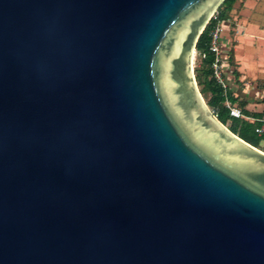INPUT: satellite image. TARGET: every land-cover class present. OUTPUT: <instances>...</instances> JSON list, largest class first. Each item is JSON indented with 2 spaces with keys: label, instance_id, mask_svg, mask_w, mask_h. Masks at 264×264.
<instances>
[{
  "label": "water",
  "instance_id": "water-1",
  "mask_svg": "<svg viewBox=\"0 0 264 264\" xmlns=\"http://www.w3.org/2000/svg\"><path fill=\"white\" fill-rule=\"evenodd\" d=\"M225 0H0V264H264V151L192 67Z\"/></svg>",
  "mask_w": 264,
  "mask_h": 264
},
{
  "label": "crops",
  "instance_id": "crops-1",
  "mask_svg": "<svg viewBox=\"0 0 264 264\" xmlns=\"http://www.w3.org/2000/svg\"><path fill=\"white\" fill-rule=\"evenodd\" d=\"M234 9V23L223 34L222 50L229 57L222 71L224 105L239 110L241 117L235 118L253 127L264 115V23L259 20L264 0H239Z\"/></svg>",
  "mask_w": 264,
  "mask_h": 264
},
{
  "label": "trees",
  "instance_id": "trees-1",
  "mask_svg": "<svg viewBox=\"0 0 264 264\" xmlns=\"http://www.w3.org/2000/svg\"><path fill=\"white\" fill-rule=\"evenodd\" d=\"M238 0H225L223 4L219 7L217 11L218 19H223L231 17L229 12L231 11L233 5ZM215 20L211 19L206 25L203 32L197 41L196 51L198 54H205L203 58L198 55V60L200 66L196 68L195 78L197 80V85L201 86V94H207V105L209 108L216 113L218 120L224 124L232 133L239 136L244 141L261 149L258 144L260 142V137L256 135L254 127L246 122H240L239 119L230 115L229 109L224 105V96L222 87L217 84V82L211 77V62L213 61V54L209 51L207 44L209 41V33ZM262 150V149H261ZM263 151V150H262Z\"/></svg>",
  "mask_w": 264,
  "mask_h": 264
},
{
  "label": "built area",
  "instance_id": "built-area-1",
  "mask_svg": "<svg viewBox=\"0 0 264 264\" xmlns=\"http://www.w3.org/2000/svg\"><path fill=\"white\" fill-rule=\"evenodd\" d=\"M211 19L215 20V24L211 28L209 33V41L207 47L209 51L213 54V61L211 62V77L219 84L223 90L226 88V81L223 76V69L228 60V54L224 53L222 50L223 45V34L226 28H228L231 24L234 23L233 17H227L223 19H218L217 12L213 14ZM210 19V20H211ZM196 51V50H195ZM203 58L205 54H198ZM230 115L233 117H241V112L237 109H233L229 107ZM214 113V111H213ZM216 115V113H214ZM257 125L254 127V131L256 135L263 136L264 135V115L261 116L260 119L257 120Z\"/></svg>",
  "mask_w": 264,
  "mask_h": 264
},
{
  "label": "rangeland",
  "instance_id": "rangeland-1",
  "mask_svg": "<svg viewBox=\"0 0 264 264\" xmlns=\"http://www.w3.org/2000/svg\"><path fill=\"white\" fill-rule=\"evenodd\" d=\"M239 1V0H238ZM238 1L236 2V3H238ZM236 3L233 5V9H232V11H230L229 12V15H231V17H233L232 16V14H234L235 13V9L234 8H236ZM235 6V7H234ZM261 13V15H262V18H261V16H259V20L260 19H262V23H264V13L263 12H260ZM235 15H237V14H235ZM235 17V16H234ZM200 66V64H199V60H198V55H197V51H195L194 52V57H193V62H192V67L194 68V75L196 74L195 72H196V68H198ZM197 81V80H196ZM198 88H199V90L201 89V86H199L198 85ZM202 97H203V99H204V101L205 102H207V98H208V95L207 94H202ZM258 146L262 149V150H264V135L263 136H261L260 137V142H259V144H258Z\"/></svg>",
  "mask_w": 264,
  "mask_h": 264
}]
</instances>
